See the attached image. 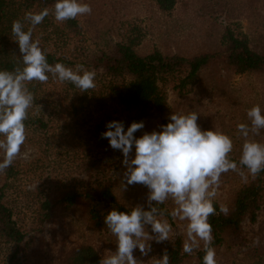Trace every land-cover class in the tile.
I'll use <instances>...</instances> for the list:
<instances>
[{
  "label": "rangeland",
  "instance_id": "374dc122",
  "mask_svg": "<svg viewBox=\"0 0 264 264\" xmlns=\"http://www.w3.org/2000/svg\"><path fill=\"white\" fill-rule=\"evenodd\" d=\"M80 2L89 4L92 13L76 18L78 28H72L65 45L70 54L85 63L87 70L95 71V83L109 78L102 67H93L94 58L104 53L115 54L119 43H133L140 54L156 48L168 55L185 57L222 53L226 48L223 34L227 27H232L248 38L253 49L264 52V0H177L169 12L162 11L155 0ZM54 5L48 8L52 23L70 33L62 22L55 20ZM42 26L36 27L46 34L54 28L53 25ZM49 41L44 43L51 50L53 44ZM180 83L181 78L176 75L161 82L167 94V110L162 117L143 120L144 128L139 130L138 138L145 132L161 131L160 126L169 123L174 112H196L202 130L222 131L232 138L234 147L230 158L238 162L244 138L237 125L250 123L246 113L254 105H259L264 114V70L239 73L226 64L224 56H219L197 79L185 86ZM60 104L48 107L43 113L47 120L51 115L55 117L51 126L36 132L34 138L31 136L34 142L27 144L12 165L0 172V187L6 184L5 201L26 233L19 246L0 233V264H70L73 253L85 245L93 246L101 259L117 250L116 237L109 229H99L93 224L85 203L60 204L55 207L50 221H41L42 199L56 195L61 189L107 183L126 205L147 204L149 189L146 186L135 184L121 191L120 182L126 170L122 165V152L115 155L113 163H101L100 171L94 170L90 159L95 160L97 150H89L93 143L92 133L88 132L90 121H84L82 113L80 116L71 114L65 104ZM249 138L264 143V129L258 136L250 134ZM107 145L104 142V147H97L98 151L102 152ZM134 155L133 148L131 156L134 158ZM3 158L4 153L0 151V162ZM12 168L14 174L8 176ZM244 171L247 173L246 169ZM254 178L249 174L245 183L236 172L223 174L215 201L230 209L237 191ZM165 204L170 211L174 207L171 201ZM158 218L172 223L174 234L169 241L160 244L148 241L152 251L147 256H142L139 249L134 250L138 264H156L167 247L179 239L183 245L186 239L182 228L186 222L159 215ZM258 218L257 223L243 220L241 232L227 235L225 242L215 248L217 264H264V205ZM146 231L151 234L150 225L146 226ZM257 238L258 244L255 243ZM200 250H203V242ZM200 250L187 254L181 264H203L198 255Z\"/></svg>",
  "mask_w": 264,
  "mask_h": 264
},
{
  "label": "clouds",
  "instance_id": "9594fccd",
  "mask_svg": "<svg viewBox=\"0 0 264 264\" xmlns=\"http://www.w3.org/2000/svg\"><path fill=\"white\" fill-rule=\"evenodd\" d=\"M92 8L80 0H56L54 17L58 22L90 15ZM49 15L44 8L39 13L26 12L24 21L31 27L24 30L21 20L12 22L11 32L19 46L23 67L13 71L0 70V151L4 158L0 162V172L10 167L20 156L21 146L26 141L28 110L33 107L35 97L27 84L32 81L47 83L51 74L60 83L70 82L81 92L96 87L95 71L77 64L75 69L62 63L50 65L40 47L39 38L33 40V29ZM250 123H239L237 130L244 138L238 162L230 158L233 140L222 131L202 130L198 125V114L173 113L170 122L161 125V131L145 132L140 138L134 133L144 128L143 122H133L125 131L121 121H110L107 130L101 133L112 149L120 150L122 165L126 169L120 182L121 191L130 185L141 184L149 189L148 210L142 206L131 208L130 212L110 210L104 217V224L116 237L117 250L105 256L99 264H138L134 250L142 256L151 251L148 241L160 244L169 241L174 234L172 223L155 205L171 201L174 205L168 212L172 221L186 222L182 226L186 234L182 252L192 255L201 249L203 242V264H217L216 251L212 247L214 237L209 217L216 214L214 201L221 186L223 174L236 172L247 183L248 175L256 177L264 171V143L251 136H258L264 129V114L261 107L254 105L247 110ZM135 149L134 158L131 156ZM26 155V154H25ZM247 170V173L244 171ZM220 213L228 214L229 209L221 205ZM151 226V234L146 226ZM259 243V238L255 241ZM156 264H170L165 249Z\"/></svg>",
  "mask_w": 264,
  "mask_h": 264
},
{
  "label": "trees",
  "instance_id": "16d2710c",
  "mask_svg": "<svg viewBox=\"0 0 264 264\" xmlns=\"http://www.w3.org/2000/svg\"><path fill=\"white\" fill-rule=\"evenodd\" d=\"M155 1L165 12L173 10L177 3V0ZM55 3L56 0H0V70L13 71L16 67H23L19 46L11 32L12 22L21 20L24 23V30L27 31L31 24L24 21L25 13H39ZM62 23L65 29L70 30V33L61 31V27L54 25L48 15L37 27L53 25L54 28L46 34L44 30L39 31L35 27L32 39L43 38L40 41V47L50 65L59 62L75 69L77 64L85 63L78 61L70 54L65 44L69 40L67 35H72V28L77 30V20L70 19ZM61 35L62 38L59 37ZM47 40L53 44V49L50 50L47 45L45 46L44 42ZM223 41L226 43V48L222 53H202L193 57L168 55L158 48L147 54H140L135 50L133 43H119L115 54L104 53L94 58L93 67L98 69L102 67L109 79L95 83L96 87L87 92H81L70 82L60 83L54 80L51 74H48L47 83L38 81L28 83L27 87L33 92L35 101L33 107L28 110V119L25 121L27 138L21 150L27 144L34 142L31 136L34 138L36 132L46 130L55 121L52 115L48 120L45 119L44 111L50 106L53 108L60 106L62 102L71 114L80 116L82 113L84 121H90L91 126L88 132L92 133L93 143L89 150L92 152L97 150L94 153L95 160L90 159V164L94 170L100 171L101 163L104 165L108 162L113 163L115 155L121 154L120 150L112 149L109 142L101 137V133L107 130L106 124L113 120L121 121L126 131L133 122L162 117L168 105L167 94L161 86L162 81L176 75L179 79L181 78V86H185L188 82L197 79L201 71L219 56H224L226 64L239 73L264 70V52L253 49L247 37L239 35L234 28L227 27L223 34ZM134 136L138 138L139 130L134 133ZM2 138L0 136V139ZM104 142L109 145L102 152L98 151L97 147H104ZM121 157H123L122 154ZM13 174L12 168L8 176ZM5 198L6 184L0 187V233L8 241L19 246L25 240L26 233L14 219ZM81 202L85 203L91 221L99 229H108L104 224V217L113 208L130 212L131 208L136 207L123 203L111 184L74 185L72 188L59 190L56 195L42 199L41 221H50L54 217L55 207L60 204L74 206ZM263 205L264 171L251 183L237 191L227 215L220 213L221 205L214 201L216 214L209 217L214 237L212 247L215 249L221 246L227 235L233 236L241 232L243 220L248 219L252 223H257L259 211ZM141 206L148 210V203ZM153 206L164 211L165 217L171 218L168 215L170 209L166 204L155 205L153 202ZM182 247V241L179 239L166 248L170 264H181L187 256L182 252ZM198 255L203 261L204 251L200 250ZM100 260L98 251L93 246L85 245L73 253L70 264H99Z\"/></svg>",
  "mask_w": 264,
  "mask_h": 264
}]
</instances>
